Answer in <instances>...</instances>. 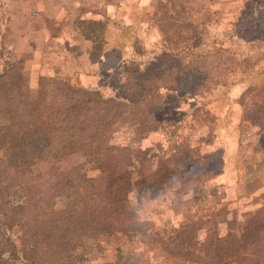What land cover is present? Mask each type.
Instances as JSON below:
<instances>
[{
  "label": "rangeland",
  "instance_id": "obj_1",
  "mask_svg": "<svg viewBox=\"0 0 264 264\" xmlns=\"http://www.w3.org/2000/svg\"><path fill=\"white\" fill-rule=\"evenodd\" d=\"M44 1L43 16L30 18L21 4L13 11L7 0H0V65L14 59L0 76V161L8 171L0 180V200L28 201L31 214L43 210L50 220L40 223L29 214L17 218L1 212L2 233H14L30 251L28 264H264V72L253 73L251 83L239 87L243 97H236L238 89L228 97L211 98L206 111L200 102L162 88L155 120L163 117V124H157L160 130L153 132L152 140L144 134L136 140L142 148L150 147L142 160L144 174L161 163L167 193L160 199L139 198L132 188L137 176L132 167L117 192H103L116 214L130 212L142 228L136 234L110 233L89 213H95L100 197H87L90 191L84 190L83 180L98 177L108 182L111 174L99 175L80 146L72 123L79 125L81 114L75 110L64 126V115L58 113L71 104V83L98 89L103 98L118 93L116 86L124 76L117 65L151 59L146 51L161 40L162 24L173 23L171 37L177 41L193 28L205 36L210 27H230L237 0ZM85 19L105 20L104 47L90 40ZM258 53L256 67L262 69L264 47ZM179 116L185 121L170 128ZM128 120L113 121L110 141L131 147L133 155L138 146ZM209 144L220 165L210 169L202 157L189 166L199 173L198 179L166 186L173 173L168 160L177 159L174 168H188L189 156L183 153L199 146L191 152L199 157ZM0 254L14 261L3 264H24L9 251Z\"/></svg>",
  "mask_w": 264,
  "mask_h": 264
},
{
  "label": "trees",
  "instance_id": "obj_2",
  "mask_svg": "<svg viewBox=\"0 0 264 264\" xmlns=\"http://www.w3.org/2000/svg\"><path fill=\"white\" fill-rule=\"evenodd\" d=\"M170 18L173 21L176 20L174 16ZM263 18L264 0H240L237 2L229 31L230 40L232 44L237 45V39H242L249 45L239 54L233 53L227 45L218 44V42L215 45L206 46L202 43L205 36L196 28H193L189 36L177 41L171 37L170 25L173 23H168V26L167 23L162 24L158 31L161 34L159 45L157 48L146 51L150 52L151 59L140 65L132 63L131 60L129 61L130 64L123 67L120 64L117 65L116 68L119 69L117 71L124 76L122 83L116 86L115 90L118 93L109 98H103L100 96L98 89H85L74 83L67 86V89L71 91V104H67L66 109L58 111L59 115H64L63 121H60L65 126L72 121L70 116L73 115L75 110L81 114L79 125L72 123L79 131L80 146L85 150L88 159L96 165L99 175L106 171L111 174L108 182H104L98 177L83 180L84 183L87 182L84 190L90 191L87 197H100L94 203L96 204L95 213H89L93 215L94 220L105 224L103 226L110 233L130 232L136 234L142 230L134 221L130 212L116 214L114 207L110 204V199L103 198V192L113 190L117 192V187L122 184L120 181L124 179L125 174L130 171L131 167L137 173V176L133 179L132 188L137 190L139 198L160 199V195L165 193V186H162L165 179L160 173L161 163H157V167L153 171L148 167L150 174H144L145 167L142 160L146 158L150 147L142 148L139 144L140 141L136 140L137 135L143 134L151 137L152 140L155 138L153 132L160 130V126L157 124H163L164 119L161 117L162 119L156 121L155 118L157 117L156 113L161 109L159 94L162 88H172L178 95L186 99L196 100L204 107L211 96L225 94L235 84L252 76L253 73L261 76L260 74L264 71L256 68L254 53L264 45V33H259L257 29L259 27L264 30ZM82 24L85 25L84 31H91L90 40L93 43L103 45V47L106 45L104 40L105 20L85 19ZM153 25H155V22H153ZM124 58L128 59L129 57ZM13 61L14 59H9L7 63L4 61L0 65V76L5 75L7 69L12 66ZM130 67L132 68L129 69ZM120 118H123V120L129 119L127 123L134 127V139L137 141L135 145L138 147L133 155L129 152L131 147L128 148L124 144L121 147L110 141L113 129L112 123ZM185 119L186 117L179 116V122L176 121L174 124L171 122L170 128L181 124ZM192 120V118L189 119L187 124H190ZM164 126L162 125V127ZM197 139L198 142L202 141V139ZM207 140H211L210 137ZM201 144L204 145V143ZM209 145V148L206 149L208 151L205 150L206 152L201 153L202 155L199 157L191 153L196 151L195 148L198 149L199 146L192 147L183 153L184 157L186 154L189 156L186 164L188 168L181 167L179 170L178 167L174 168L177 159L168 160L166 166L170 168L172 165L173 173L167 177L166 186L172 187L176 181L185 184L198 179L199 173L190 170L189 166L197 164L202 159L210 169L220 165L221 159H216L217 153L212 152V144ZM163 158L160 157L161 162ZM117 172L120 174L117 175ZM6 176H8L7 168L0 161V180ZM92 182L94 184L89 186ZM81 193L82 191H78L79 195ZM106 195H111V193H106ZM111 200L113 199L111 198ZM84 204L87 211H89V203L84 201ZM31 207L32 205L28 201L13 204L9 201L4 200L1 202L0 200V214L1 212L4 215L8 213L17 218L29 214L33 220L40 223L49 222L50 219L46 217L47 215L43 210L37 209L31 214ZM16 239L14 233L7 232L5 235L0 230V252L9 251L10 256H15L24 264H26L25 262L28 264L31 259L30 251L19 244ZM13 262V260L0 254V264Z\"/></svg>",
  "mask_w": 264,
  "mask_h": 264
},
{
  "label": "crops",
  "instance_id": "obj_3",
  "mask_svg": "<svg viewBox=\"0 0 264 264\" xmlns=\"http://www.w3.org/2000/svg\"><path fill=\"white\" fill-rule=\"evenodd\" d=\"M8 1V4L10 5L11 4V6H12V10L14 11V9H13V7L14 6H16L17 4H21L22 5V11H27V14L30 16V18H32V17H36V16H43V15H41V13H43L42 11H41V8H43V6H46L47 5V3L44 1V0H7ZM58 0H56V2H57ZM238 1H240V0H237V2ZM56 8L57 9H59L60 10V5L59 4H57L56 5ZM62 9H63V4H62ZM14 12H12L11 13V16L13 17V14ZM10 16V17H11ZM58 16H63V14L62 13H60V14H58ZM11 17V18H12ZM231 17H233V15L231 16ZM22 24H24V23H22ZM231 26L232 25H230V27H226V28H219V29H217L216 30V28L215 29H212V27H210L211 28V31L209 32V30L208 31H206V34H205V37H203V44H205L206 46H211L212 44H213V42H215V41H219V43H222V44H224V45H227V47H229L231 50H232V52L233 53H235V54H239L243 49H246L247 48V46H249V45H247V43L244 41V40H242V39H237V45L236 44H232L231 43V40H230V36H229V31H230V29H231ZM12 27H13V29L15 28V25L12 23ZM41 31H42V34H46L47 33V31H46V29L45 28H41L40 29ZM213 30H214V32H213ZM259 33H261L260 31H259ZM262 33H264V32H262ZM159 45V43H151V44H149V48H151V49H153V48H157V46ZM156 46V47H155ZM263 47H264V45H263ZM262 47V48H263ZM261 48V49H262ZM260 50V49H259ZM259 50H257L255 53H254V56L255 57H258V56H260V54L258 53L259 52ZM78 59H79V57H77ZM261 58H258L257 60H256V66H258V62H259V60H260ZM264 66V65H263ZM257 68V67H256ZM258 70H260V71H264V67H262V69H259V67H258ZM81 79V78H80ZM244 82H249V83H251V76H249L247 79H245V80H243V81H241V82H239V83H237V84H235L229 91H227L225 94H222V95H213V96H211V101H214V100H218V99H222L223 97H228V96H230V95H232V94H234V92L235 91H237L238 89L240 90V86L244 83ZM75 84H77V85H79L78 83H75ZM80 86V85H79ZM174 91V90H173ZM176 92V91H175ZM244 89L243 90H240L239 91V95H236V97H238V96H241V97H243V95H244ZM178 95V94H177ZM178 97H180V98H184L185 99V97H183V96H180V95H178ZM187 100H192V99H190V98H188ZM190 104H192L191 103V101H189V105ZM201 106V105H200ZM231 106H234L233 104L231 105ZM203 108H205L204 110L206 111L207 110V106H204ZM173 186H174V184H173ZM165 193H167L166 191H165ZM169 193H171V192H169ZM172 193H175V192H172ZM176 193H180V191L178 190V188H177V190H176Z\"/></svg>",
  "mask_w": 264,
  "mask_h": 264
}]
</instances>
